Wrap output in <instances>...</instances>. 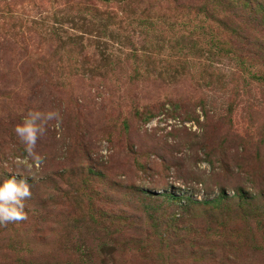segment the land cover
Returning <instances> with one entry per match:
<instances>
[{
  "label": "rangeland",
  "instance_id": "374dc122",
  "mask_svg": "<svg viewBox=\"0 0 264 264\" xmlns=\"http://www.w3.org/2000/svg\"><path fill=\"white\" fill-rule=\"evenodd\" d=\"M12 177L0 264H264V0H0Z\"/></svg>",
  "mask_w": 264,
  "mask_h": 264
},
{
  "label": "clouds",
  "instance_id": "9594fccd",
  "mask_svg": "<svg viewBox=\"0 0 264 264\" xmlns=\"http://www.w3.org/2000/svg\"><path fill=\"white\" fill-rule=\"evenodd\" d=\"M59 120V113L55 110L41 112L30 111L23 118L22 123L14 128V132L25 146V152L33 159H38L33 153V147L39 135L45 131L44 125L50 120ZM27 168V160L23 162ZM31 196L29 183L25 179L17 181L14 177L6 179L0 184V225L18 222L26 218L24 211L26 198Z\"/></svg>",
  "mask_w": 264,
  "mask_h": 264
},
{
  "label": "trees",
  "instance_id": "16d2710c",
  "mask_svg": "<svg viewBox=\"0 0 264 264\" xmlns=\"http://www.w3.org/2000/svg\"><path fill=\"white\" fill-rule=\"evenodd\" d=\"M175 199V198H174ZM190 200V198L188 199V201ZM214 201V200H213ZM207 204H210V202H207ZM154 208V207H153ZM149 213H150V211H148ZM151 216H150V218H151V220L153 221V222H155V223H160V221H161V216L160 215H158V214H156V215H153V214H150Z\"/></svg>",
  "mask_w": 264,
  "mask_h": 264
}]
</instances>
